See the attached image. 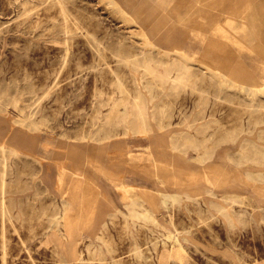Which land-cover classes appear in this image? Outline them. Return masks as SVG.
I'll return each mask as SVG.
<instances>
[{"label":"rangeland","instance_id":"1","mask_svg":"<svg viewBox=\"0 0 264 264\" xmlns=\"http://www.w3.org/2000/svg\"><path fill=\"white\" fill-rule=\"evenodd\" d=\"M0 153V264H264V0H0Z\"/></svg>","mask_w":264,"mask_h":264},{"label":"bare ground","instance_id":"2","mask_svg":"<svg viewBox=\"0 0 264 264\" xmlns=\"http://www.w3.org/2000/svg\"><path fill=\"white\" fill-rule=\"evenodd\" d=\"M64 6V5H63ZM61 9V8H60ZM29 14V13H28ZM67 36V35H66ZM90 38V37H89ZM67 48V47H66ZM119 51V50H118ZM67 54V53H66ZM142 56V55H141ZM120 61V60H119ZM121 61H123V60H121ZM64 67V66H63ZM255 67L256 68H259V65H255ZM155 75V74H154ZM157 75V74H156ZM160 77V76H159ZM204 83V82H203ZM245 83L243 82L241 85H244ZM251 86H255V84L254 83H251L250 84ZM9 97V96H8ZM12 98V97H11ZM261 105V104H260ZM261 108V107H260ZM139 109V108H138ZM258 113V112H257ZM1 148H2V146H1ZM3 151V150H2ZM1 155H2V153H0ZM6 158V157H5ZM3 159V158H2ZM6 160V159H5ZM3 161V160H2ZM3 163V162H2ZM16 171V170H15ZM6 172V171H5ZM18 172V171H17ZM10 173V172H9ZM19 182V181H18ZM1 183V182H0ZM3 185V184H2ZM2 187V186H1ZM2 191V190H1ZM4 192H5V190H4ZM3 194V193H2ZM3 205V204H2ZM10 206V205H9ZM4 218V217H3ZM11 224V223H10Z\"/></svg>","mask_w":264,"mask_h":264}]
</instances>
